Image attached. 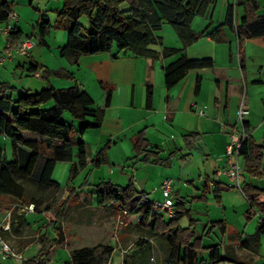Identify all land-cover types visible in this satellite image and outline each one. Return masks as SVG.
Segmentation results:
<instances>
[{
    "label": "trees",
    "instance_id": "obj_1",
    "mask_svg": "<svg viewBox=\"0 0 264 264\" xmlns=\"http://www.w3.org/2000/svg\"><path fill=\"white\" fill-rule=\"evenodd\" d=\"M30 4L33 1L28 0ZM62 7L55 12L54 25L46 17L41 18L38 26V44L53 26L60 27L66 34V42L60 49V56L76 60L79 56H94L109 53L116 48L118 53L146 59L179 57L164 69V86L171 90L179 84L190 71L212 69L211 58L190 59L183 52L195 44L205 33L192 30L191 24L196 17H205L213 9L217 0H59ZM13 1L0 0V26L7 23L12 10ZM241 6L243 15L237 18L235 8ZM260 11L257 0H235L226 9L225 20L208 34L213 40L222 42L221 31L229 27L235 34L238 43L247 39L264 38V10ZM86 17L88 26L79 23ZM166 23L174 30L181 47H162L161 51L152 49L153 45L161 44L162 38L156 33ZM27 34L26 39L32 38ZM22 38L21 31L12 30L7 34L6 42L15 44ZM37 66L31 65L29 71L35 75ZM40 72V71H39ZM67 73L43 70L39 78L47 83V87L37 91L18 90L8 82H0V140H8L12 159L9 161L0 147V197L7 198L8 206L0 203V210L12 211L11 225L17 218L18 207H34L39 212L44 200L30 194L24 182H29L40 190L61 188L52 179L54 168L58 162H72L70 180L75 178L87 165L83 135L91 129L100 127L105 108L111 102L108 91L104 107H95L90 95L76 84L63 89H56L48 84L49 77H67ZM70 76V75H69ZM200 87L197 80L195 90ZM50 105V106H49ZM45 106H49L45 108ZM146 109L152 108V86L148 85L145 96ZM64 113H68L71 123L63 121ZM74 121L79 126L74 125ZM247 124L244 123L246 130ZM247 131V130H246ZM33 134L39 139H25L23 134ZM198 134L183 137L188 149L194 148ZM133 151L138 162L152 165L170 166L174 153L162 158L156 148L148 143L145 132H138L132 139ZM21 148L29 153L25 164L20 163ZM75 148V155H74ZM76 161L73 162V157ZM240 156L245 161V170L249 177H260V169L264 167V148L259 147L247 133ZM106 162L104 150L92 160L95 166ZM40 166L38 174L35 173ZM89 194L95 197L97 207H111L117 212H126L134 217L140 230L147 234L146 240L137 242L139 247L125 264H147L153 244L160 250V264H225L234 263L235 259L222 255L219 245L203 247L195 228H181L179 219L189 213L182 209V203L176 204L175 219H165L163 215L153 212L152 201L146 194L135 190L130 180L125 187L101 181ZM81 190V189H80ZM241 192L247 199L254 215H259L255 233L240 243L239 247L256 253L260 245V237L264 236V189L254 187L250 183L241 184ZM75 191L69 190L66 200L57 208L50 226L55 230V237L41 233L38 236L40 248L32 258L20 260L18 264H45L42 258L58 242H64L59 222L63 219L67 203L75 198ZM145 199L144 204H140ZM4 207V208H3ZM8 207V208H7ZM48 209V206L45 207ZM14 230V228H13ZM15 231V230H14ZM208 234L206 233V236ZM144 237V236H143ZM202 251L206 252L201 257ZM111 246H95L75 249L70 253L71 264H110ZM135 258V259H134ZM123 263V264H124ZM261 264H264L262 262Z\"/></svg>",
    "mask_w": 264,
    "mask_h": 264
},
{
    "label": "crops",
    "instance_id": "obj_2",
    "mask_svg": "<svg viewBox=\"0 0 264 264\" xmlns=\"http://www.w3.org/2000/svg\"><path fill=\"white\" fill-rule=\"evenodd\" d=\"M12 1V10H14V3L16 5L17 2L23 0ZM262 1L264 0H257L260 6L259 12L264 10ZM26 2L28 6H32L29 1L26 0ZM233 3L235 0H217L207 16L201 18L206 26L203 30H206L207 34L224 22L227 6ZM57 8L58 5L52 11L56 12L59 10ZM235 11L237 17L240 18L243 15L241 6L235 8ZM43 17L46 15L41 16ZM19 25L17 20L13 26L15 31L22 32V38L18 40L22 41L25 33ZM38 26L39 24L33 26V32L29 33L36 39H38ZM51 31V29L48 30L47 35L42 39V44L37 43L28 56L16 55L2 64L0 82H8L18 90L25 89L30 92H37L47 87L46 82L29 71V67L34 64L38 68L37 72L49 70L69 74L70 76L67 75V77H49L48 84L56 89L69 88L76 84L90 95L95 107H104L106 94L110 91L111 102L109 107L105 108L100 127L91 129V132L88 130L83 135L88 162L92 160L90 157L92 152L96 156L104 149L112 147L119 149L121 141H127V146L123 145L129 150L133 149V137L138 132L144 131L148 143L158 150L160 156L180 152L185 162L197 157L193 166L197 172L195 173L197 179L195 180L194 175L190 174L186 182H203L202 186L197 187L200 192L196 193V196L201 194V201L205 202L208 196H211L213 201L220 206L224 202V195L234 193L233 195L240 197L243 203L240 212L246 218L254 216V211L241 190L234 189L231 180L223 174V171L227 165L226 146L229 143L230 134L239 129L236 110L241 100L242 85L244 103L250 111L245 120L247 133L255 144L264 148V38L247 39L240 45L234 32L229 27H224L221 31L222 42L218 43L211 37L207 38L209 51L196 52L195 50L200 45L198 43L203 40L199 39L185 50V55L190 59L211 58L214 62L213 68L190 71L179 84L167 90L164 86V69L177 58L161 57L153 60L133 57L129 54L118 53L116 48H113L109 53L79 56L73 60L60 56V49L67 38L66 32L59 34ZM6 41L7 39L0 46V51L5 47ZM161 49L156 51H161ZM198 79H200V87L196 91L195 86ZM206 82L208 85L205 88ZM148 85L152 86L151 109L145 107ZM200 109H203V115L198 113ZM87 133H89V138H86ZM190 134H198L199 139L194 148L188 149L183 137ZM201 143L204 160L195 153ZM90 148L91 153H89ZM239 166L241 184L250 183L254 187L264 189V173H261L260 177H249L242 156L239 158ZM159 173L161 174L160 171ZM163 173L164 177H161L158 182L172 179L169 174ZM174 182L176 181L173 180V185ZM91 191L84 193L80 190L76 197L88 200L92 208L102 209L103 207H97L96 204L92 205L93 198L89 197ZM137 192L146 194L147 199L152 200L145 191ZM174 194L177 196L176 204L182 203V209L185 210L184 204L188 195H181L180 188L176 192L173 191V197ZM230 206L232 208L231 203ZM225 208L222 207L223 210ZM188 211L187 215L191 216L190 220L195 223L196 219L193 218L192 211ZM10 221L11 219L7 223L8 226ZM134 221L136 223V219L132 217L131 224ZM257 223L258 220L255 230ZM210 224L211 227H209ZM3 226L4 224L1 225ZM212 228H218L222 237L217 243L211 245H219L220 251L223 247L226 255L235 259V262L241 264L264 262V236L260 237V245L256 253L239 247L246 237L255 233V230L252 234H245L240 231L239 227L233 228L225 219L208 220L205 229L210 231ZM207 234L209 236V233ZM149 238V241L155 244V240L152 237ZM226 238L228 244H224L227 241ZM243 256L248 259L243 261ZM0 259H5V257L0 254Z\"/></svg>",
    "mask_w": 264,
    "mask_h": 264
},
{
    "label": "rangeland",
    "instance_id": "obj_3",
    "mask_svg": "<svg viewBox=\"0 0 264 264\" xmlns=\"http://www.w3.org/2000/svg\"><path fill=\"white\" fill-rule=\"evenodd\" d=\"M16 1L17 0H15V2ZM17 3L16 5L14 3L13 12L17 16V20L20 23L19 26L23 28L25 33L23 34L24 40L27 34L33 32L32 27L40 23L42 15H46V17L50 19L52 25H54L55 12L52 10L55 9L57 5V9L62 7V2L59 0L33 1L32 6H28L26 0ZM262 3H264V1H262ZM79 23L83 27L88 26L87 19L84 16L79 19ZM13 24L15 23L13 22L12 25ZM204 27L206 26L203 21H201V17H196L191 24L193 31L197 33H200L199 31H204V33L207 34V31L203 30L205 29ZM51 30V32L59 34L65 32L57 26H53ZM156 34L162 38V43L153 45L152 49L159 50L162 47L178 48L181 46L174 30L166 23L162 25V28ZM206 34L200 38L203 40L198 43L200 45L195 50L196 52L209 51L206 40L210 38V36H208L209 33ZM6 36L7 34L0 32V46L5 43ZM31 39L37 46V39L34 36ZM185 52L186 51H184L183 54H185ZM173 57L176 59L179 56L177 57L176 55ZM207 85L208 83L206 82L204 84L205 88ZM242 95L243 85L240 97ZM49 106H45V108ZM63 121L68 124L71 123V118L68 113H64ZM73 123L75 126H79L76 121ZM91 131L92 130L88 132ZM88 134L89 133H87L86 138H89ZM23 136L25 139H39L37 136L26 133L23 134ZM123 144L127 146V141H121L119 149L116 147L104 149L106 162L100 164L98 167L88 162L87 167L72 180H70L69 172L72 162H58L52 174V179L57 181L61 186L58 190H40L35 185L24 182L30 194L37 198L40 197L44 200V204L39 212L34 211V207L30 210L29 208L31 205L18 207L16 212L17 218L14 220V225L12 226L10 221L8 229L7 223L9 219H11L12 211L6 209L0 210V240L7 243L11 249V254L5 257V259H0V264H18L20 260L32 258L40 248L38 236H40L41 233L46 232L48 237H55V230L49 224L52 219H54L57 208L67 199L69 190H74L76 196L80 189L84 193L94 190L95 185L101 181H111L112 183L125 187L131 180L135 190L148 193L149 197L152 199L151 201H161L162 197L158 188L162 182H158V180L164 177L165 174L163 172L169 174V177L176 181L173 185L175 192L180 188L181 195H188L184 207L185 210H191L193 218L196 219L195 223H192L190 220L192 218L191 216L183 215L179 219V226L181 228H186L193 224L191 227L195 228L198 235L204 234V237L201 239L203 247L215 242L217 243L219 238L222 237L218 228H212L210 231L209 229H205L208 225V220L225 219L229 225H232L233 228L239 227L240 231L245 232V234H252L254 232L256 222L259 219L258 215L246 218L244 214L240 212L243 203L240 197H235V195H233L234 193H228L227 195L222 194L224 195V202L220 206L213 201L211 196H208V200L205 202L200 200L201 194L196 196L198 191L197 187H199V185L202 186L203 182H186V180L190 174L194 175L193 177L195 180L197 179V175L195 174L197 172L193 167L197 157L185 162L180 152H174V155L171 157L170 166L144 164L138 162L137 159L139 158L136 157V153L133 149L129 150ZM0 147H2L3 153L10 161L12 155L10 153L9 141L0 140ZM201 147L202 143L198 146L195 153L196 156L204 160L205 156H203ZM75 151L74 148V155L76 154ZM91 151L92 149L90 148L89 153H91ZM28 153L29 151L26 148H21L20 163L22 166L26 162ZM167 156L168 154L161 157L166 158ZM90 157L93 159L95 153L92 152ZM74 161H76L75 156L73 157V162ZM40 166L41 165L37 167L35 171L36 174L40 171ZM231 185L235 186L233 183ZM234 189L238 191V189ZM89 197L93 198L94 203L92 205H95V197L93 195H89ZM80 198L78 199L75 197L70 199L66 205L67 208L64 217L58 224L61 232L64 234V242L62 244L58 242V244L42 258V261L45 264H71L70 253L77 248L85 246H111L113 248L112 254L104 255V258L110 259V264H123L124 260L129 261L131 258L130 256L139 248L137 242L146 240L148 237L147 234L140 230L135 221L131 224L132 217L126 215V213L117 212L111 207L108 209L92 208L88 200ZM173 199L176 204V194H174ZM228 201L232 204V208ZM0 203H2L4 207L8 206L10 209L13 208L8 205L10 202H8L7 198L0 197ZM46 206H48V209H45ZM222 207H226L225 210H223ZM3 224L4 226L1 227ZM209 227H211V224ZM206 233H209V236H206ZM226 240L224 244H228V239L226 238ZM225 251L226 250L222 247L221 253L223 255H226ZM205 255L206 252L202 251L201 257H205ZM161 259L159 248L153 244L147 264H160ZM247 259L248 257H244L243 261Z\"/></svg>",
    "mask_w": 264,
    "mask_h": 264
},
{
    "label": "built area",
    "instance_id": "obj_4",
    "mask_svg": "<svg viewBox=\"0 0 264 264\" xmlns=\"http://www.w3.org/2000/svg\"><path fill=\"white\" fill-rule=\"evenodd\" d=\"M13 22H17V16L12 11L9 15L7 23L1 26L0 32L8 34L13 28ZM35 46L36 44L31 38L19 41L15 44L6 42L5 47L0 51V66L16 55L28 56L30 52L35 48ZM39 75L40 72H36L34 76L39 77ZM198 113L200 115H203V109H200ZM249 114L250 111L244 103L243 93V95L241 96L240 103L236 110V121L237 125L239 126V129L234 130L230 134V140L226 146L227 165L223 171V174L231 180V182L235 185L234 187L238 190H241V168L239 166L240 150L245 139L247 138V131L244 129V123ZM260 172L264 173V168H261ZM158 190L160 192L162 200L152 201V211L163 215V217L166 219H175L177 210L173 201V180H163L162 183L159 185ZM144 203L145 199H142L140 204ZM32 208L33 206L31 205L29 209L32 210ZM8 227L9 226H7V229ZM0 254H2L4 257H8L11 254V249L8 244L1 240Z\"/></svg>",
    "mask_w": 264,
    "mask_h": 264
}]
</instances>
